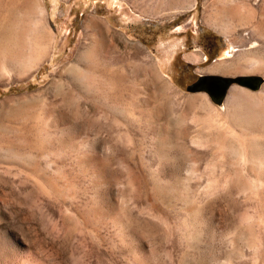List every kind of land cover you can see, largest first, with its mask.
<instances>
[{
  "label": "rangeland",
  "instance_id": "rangeland-1",
  "mask_svg": "<svg viewBox=\"0 0 264 264\" xmlns=\"http://www.w3.org/2000/svg\"><path fill=\"white\" fill-rule=\"evenodd\" d=\"M135 1L44 0L48 56L28 77H0V102L42 91L36 114L64 115L53 142L24 119L0 120V146L31 156L0 151V264H264V73L212 70L264 50V28L253 30L264 12L234 19L228 34L207 23L208 0H155L156 12L152 1L146 11ZM89 18L104 27L110 110L102 92L83 94L63 71L85 68L78 52L89 44ZM204 33L222 42L197 71L259 76L260 85L233 82L221 104L187 91L190 79L175 76L179 55L200 61L193 49L203 47ZM233 87L250 93L238 94L237 130L235 100L227 103ZM30 131L28 143L14 136ZM248 140L263 153L246 155L238 143Z\"/></svg>",
  "mask_w": 264,
  "mask_h": 264
},
{
  "label": "bare ground",
  "instance_id": "bare-ground-1",
  "mask_svg": "<svg viewBox=\"0 0 264 264\" xmlns=\"http://www.w3.org/2000/svg\"><path fill=\"white\" fill-rule=\"evenodd\" d=\"M151 1L153 2L152 9L155 11V8L158 5H161V2L156 3L155 0H148L147 2H145L146 4H139V1L137 0L133 4H135L136 6L139 5L142 11H144L147 6H150L149 3ZM215 1L216 0H208L205 4L206 21L207 23L220 29V31L228 34L232 33L235 27L237 26L234 19L247 22V20L249 21V19H252L253 15H262V12H264V0L262 1L263 3L260 6H255L253 0H233L232 5H228L230 0H227V5L224 3L216 5L219 2L216 3ZM214 2L216 4H214ZM47 12L48 10L45 6L44 0H0V77H11L12 75H14V73H19L22 76L24 75L25 77V75H27L31 70H33L37 65H39V63L43 60L44 57L48 56L46 54V48L49 46L50 42L48 44L46 43V40H50L52 36L50 37L51 32L48 28ZM253 23V30H255L254 32L256 35L258 34L257 30L264 28V15L257 21H253ZM234 25L235 27H233ZM103 30V23L100 20L95 18H89L85 21L84 32L86 34L85 36L89 38V44L87 46L83 45L82 47H80V50L78 52V58L83 62L85 68L82 69L78 66L70 65L69 67H66L63 71L67 73L71 81L75 82V85L79 86L83 94L88 95L89 92H98L101 94L102 92L104 94V96L102 97V101L106 104L105 106L108 107L110 110V108L115 107L114 104L110 102V97L113 95L110 94L114 90L115 81L112 75V64L108 61L105 62V60H103L104 58L102 52V43H105L103 42ZM189 58L194 59V57ZM222 68L226 69L228 72L235 71L237 73H264V50L243 52L242 54H240L237 60L230 63L225 62L224 64L216 65L212 70L219 71ZM58 87L56 86L55 88L56 96L58 93H60L59 89L61 86L59 88ZM41 92L42 91L38 92L37 94H26L0 102V106L4 108L2 118L0 120L5 118H21L27 121V124H35L34 127L39 128L40 134H43L44 139H47V141L49 135L51 137H57V130L55 131V129L57 128L56 124L58 122L60 123L64 121V115L59 113L58 116H55L56 118L52 119L54 116H52L53 114L51 113V110H48L46 116H38V114H36V108L37 104L42 100V95H40ZM93 93L92 95L94 96L98 94ZM239 93L250 96V93L248 91H244L239 87H233L230 90L227 99V103H230L231 105V102H234L235 100V102L233 103V111L231 109V117L232 124L236 130L237 128H241V126L243 125L240 117L238 116L239 114H237V109H239L240 111V108L244 105V101L241 100V98L239 97ZM63 99L65 98L63 97ZM45 110H42L43 114ZM249 112L254 114V112L252 111ZM251 113H247L250 116L249 120L255 121V118H253L254 115L252 116ZM261 120L262 119H260V121ZM49 127H52V129H50L51 131L48 130ZM3 128L4 127L1 123L0 130H2ZM32 135L33 133L30 131L26 135L16 134L14 136L18 138L20 137L19 139L28 143L30 142V138L32 137ZM51 137L50 139L53 142V138ZM64 139L62 140L64 141ZM250 139H254V136L250 137ZM238 146L239 148L243 149V151H245L246 155L254 153H263V151L257 152L254 149V147H256L257 145L252 141L243 143L239 142ZM9 148L4 149L0 146V151H4L7 156H10V158L13 159H22L23 157L27 159L28 157H31L29 156L30 154H21L18 151H12V147L10 149Z\"/></svg>",
  "mask_w": 264,
  "mask_h": 264
},
{
  "label": "flooded vegetation",
  "instance_id": "flooded-vegetation-1",
  "mask_svg": "<svg viewBox=\"0 0 264 264\" xmlns=\"http://www.w3.org/2000/svg\"><path fill=\"white\" fill-rule=\"evenodd\" d=\"M202 32V31H201ZM203 47L196 48L193 50L200 52V61H195L194 63L191 61H187L184 59L183 55H179V58L182 60V65L180 68H177V72L175 73L176 78L182 80H188V83L185 85V88L189 85L194 87V91H208L214 97H217V93L220 91L221 84L225 82V76H222L218 73H203L196 70L197 65H201L205 62H211L216 58L215 53L219 46V43L222 42L220 36L210 37L208 34L204 33L203 35ZM254 81H251L245 85L249 86L254 84ZM229 87V86H228ZM227 87V89H228ZM227 91V90H226Z\"/></svg>",
  "mask_w": 264,
  "mask_h": 264
},
{
  "label": "water",
  "instance_id": "water-1",
  "mask_svg": "<svg viewBox=\"0 0 264 264\" xmlns=\"http://www.w3.org/2000/svg\"><path fill=\"white\" fill-rule=\"evenodd\" d=\"M251 81H254L255 83L252 84V85H249L253 88H257L260 83L263 81V79L259 76H239V77H226L225 78V82L224 84H221V88H220V91L217 93V97H214L210 92H206L208 93V95L210 96V98L213 100V102L217 103V104H221L223 99L225 98V95H226V90H227V87L233 83V82H239L241 84H247ZM186 90L191 92V91H194V87L192 85H189L186 87Z\"/></svg>",
  "mask_w": 264,
  "mask_h": 264
}]
</instances>
